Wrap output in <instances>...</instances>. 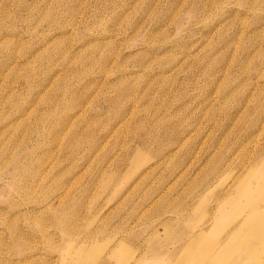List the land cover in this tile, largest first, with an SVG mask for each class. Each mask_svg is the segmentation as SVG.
<instances>
[{
	"label": "rangeland",
	"instance_id": "1",
	"mask_svg": "<svg viewBox=\"0 0 264 264\" xmlns=\"http://www.w3.org/2000/svg\"><path fill=\"white\" fill-rule=\"evenodd\" d=\"M263 234L264 0H0V264H264Z\"/></svg>",
	"mask_w": 264,
	"mask_h": 264
},
{
	"label": "bare ground",
	"instance_id": "2",
	"mask_svg": "<svg viewBox=\"0 0 264 264\" xmlns=\"http://www.w3.org/2000/svg\"><path fill=\"white\" fill-rule=\"evenodd\" d=\"M177 44V43H176ZM197 128V127H196ZM180 129V128H179ZM168 131V130H167ZM255 162V161H254ZM244 191H242V193H243ZM249 221V220H248ZM248 221L247 222H245V224H244V226L245 227H248ZM253 232H255V231H253ZM263 231H258V232H256L252 237H256V238H258L259 236H260V234L262 233ZM262 236H264V234L262 235ZM261 236V237H262Z\"/></svg>",
	"mask_w": 264,
	"mask_h": 264
}]
</instances>
